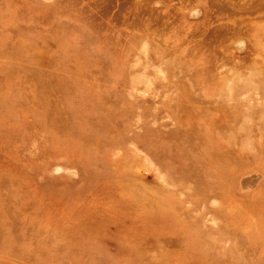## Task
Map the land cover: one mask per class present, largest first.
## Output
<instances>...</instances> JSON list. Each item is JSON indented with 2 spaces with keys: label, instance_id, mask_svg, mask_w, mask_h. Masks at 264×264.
I'll return each instance as SVG.
<instances>
[{
  "label": "rangeland",
  "instance_id": "1",
  "mask_svg": "<svg viewBox=\"0 0 264 264\" xmlns=\"http://www.w3.org/2000/svg\"><path fill=\"white\" fill-rule=\"evenodd\" d=\"M0 264H264V0H0Z\"/></svg>",
  "mask_w": 264,
  "mask_h": 264
}]
</instances>
